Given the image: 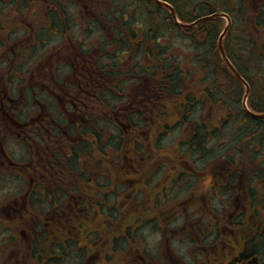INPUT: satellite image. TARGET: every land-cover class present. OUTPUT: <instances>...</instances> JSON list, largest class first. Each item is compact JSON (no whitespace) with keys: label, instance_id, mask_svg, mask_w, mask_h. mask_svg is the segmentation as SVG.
Wrapping results in <instances>:
<instances>
[{"label":"flooded vegetation","instance_id":"1","mask_svg":"<svg viewBox=\"0 0 264 264\" xmlns=\"http://www.w3.org/2000/svg\"><path fill=\"white\" fill-rule=\"evenodd\" d=\"M38 2L43 3L41 9L45 11V0ZM246 3L255 9V23L257 18L264 21V0H246ZM6 9L20 11L24 17L28 13L32 23L36 20L38 28L26 27L25 18L23 23L15 24L21 31H27V40L43 35L46 14L42 17L40 9L31 14L30 0H0V13ZM14 30L0 25V187L13 186L6 193L11 195L4 207H7L5 216H12L13 221L22 224V234L29 230L39 236L35 247H26L29 258H15L12 243L9 256L0 258V264H264L263 220L256 221L252 214L241 219L240 224L220 227L222 219L217 211L200 209L197 213L191 209L194 198L206 200L204 195L191 193L195 189L187 190L189 200L179 216L171 214L164 218V223H157L154 218L144 227L152 239L165 234L160 239L163 242L153 247L154 255L143 254V249L151 247L142 240L139 233L142 226L126 225L128 212L115 213L123 226H112V220L106 219L103 223L106 221L107 227H93L101 214L105 217L108 204L106 194L94 192L99 179L94 177L93 148L84 150V157L77 147L83 141L80 133L84 131L79 126V116L88 120L93 112L81 97L85 94L81 92L83 81L76 72L72 78L71 74L57 73L54 65L59 62L57 55H53L55 63L49 68L45 67L46 62L40 64L36 77L33 76L27 63L28 57L35 53L34 47L29 41L25 44L27 40L23 37L14 39ZM257 33L264 37V30ZM42 46L44 49V43ZM58 51L62 54V49ZM46 97L58 101L63 112L50 111L43 101ZM32 103L39 105V112H30ZM122 109L126 113L139 110L132 104ZM122 113L123 118L128 115ZM118 122L121 123L119 119ZM178 181L165 178L154 185L152 209L155 207L158 212L159 200L166 198L168 202L174 195L163 194L164 190L186 191L184 186L179 187ZM0 202L5 203V198H0ZM101 227L105 232L96 231ZM185 242L198 248V257L185 259L178 254L176 245ZM114 251L118 252L119 262L113 256Z\"/></svg>","mask_w":264,"mask_h":264},{"label":"trees","instance_id":"2","mask_svg":"<svg viewBox=\"0 0 264 264\" xmlns=\"http://www.w3.org/2000/svg\"><path fill=\"white\" fill-rule=\"evenodd\" d=\"M53 1L50 0V2ZM202 1L209 2L211 7L199 5L194 11L196 5ZM59 3L63 6L61 20L60 17L56 19V15H52V19L55 20L52 27H60L64 33H68V27L75 24L73 18H78L79 21L76 24L79 25L80 21L84 22L80 25L85 27L83 30L86 36L99 35V39L92 41L87 50L83 49V42L80 41L78 49L81 52V58L87 61V67L96 61L95 66L91 67H95V71L100 72L105 78L111 79L110 83L116 90H121V79L125 80V76L126 81L134 75L139 76L136 80L142 83V92L140 94V88L136 87L139 90L137 94L144 100L155 101V104L147 112L148 116L142 115V118L141 112L133 113V116L138 117L139 122L131 119L132 129H135V134L139 135L150 133V139L155 140L156 148H161L162 143L169 136L171 137L172 133L181 131L183 138L178 140L176 150H187L182 153L184 156H190L191 161L200 160L195 156L205 159L207 154L211 153L204 148L209 139L217 137L229 125L232 129L234 121L238 120L234 130L243 132L239 144L245 142L247 149H234L237 161L234 160V151L219 156L215 158L216 160L207 161L208 164L213 165H208L206 176L210 179L217 176L225 177L222 182L225 193L234 190L241 194L244 187L249 199L252 200L256 192L251 188L259 187L263 198L260 203L264 204V167L257 165L251 168L250 165V159L253 158L254 161L257 153L260 154L259 159L264 163V119H256L243 110L239 115L232 109L241 100L243 86L229 72L218 52L216 41L224 27V20L214 19L193 30H182L176 27L169 11L152 0H60ZM67 3L72 7L74 5L75 13L72 12L74 15L67 11L65 7ZM171 4L183 23H191L199 16L220 12L234 16L235 11H238L237 16L243 22L248 17L246 14L248 8L245 2L240 0H175L171 1ZM246 24L252 25L251 22ZM251 29V27L243 29L241 25L233 26L226 39L225 47L230 60L251 85L252 94L249 100L251 110L262 113L264 112V92L259 90L257 93L253 80L245 75L242 63H239L244 52L251 53L256 61H260L251 48L256 47V44L252 45L251 42L253 34ZM174 36L188 39L191 43V53L187 61H184L186 65L174 61L178 57L172 54L173 46L168 43V39L172 41ZM233 42H239L240 45L234 44L233 47L236 49H232ZM192 67L203 74L199 78L201 79L199 83H192L194 74H190L188 70ZM203 79L208 85L202 81ZM97 81L81 85V89L85 91L81 97H84L86 106L93 108L94 115L97 107L103 108L102 110L111 108L119 103L117 99L122 98V95H114L111 91L110 93L106 85L99 86L103 82ZM112 88L110 86V89ZM137 94L133 96H138ZM215 111L214 123L204 124L206 115ZM215 121H218L219 125L215 124ZM109 124L114 126L113 123ZM98 125L99 120H95L93 152L99 156L104 155L109 146L118 158L124 156L125 151L122 150H125L126 145L129 146L133 136H127L124 130L120 129L117 134L110 136L107 142L105 131ZM85 129L86 135L89 134L90 126H86ZM189 129L191 133L188 136L185 131L188 133ZM88 139H90L89 136ZM87 144V142L84 143L85 146ZM145 144L146 141L143 139L141 145ZM151 147L152 144L144 151L148 152ZM245 153H249V161L244 160ZM163 157L165 158L166 154ZM185 160L188 161L187 158ZM215 164L222 165L221 170L218 167L212 168Z\"/></svg>","mask_w":264,"mask_h":264},{"label":"rangeland","instance_id":"3","mask_svg":"<svg viewBox=\"0 0 264 264\" xmlns=\"http://www.w3.org/2000/svg\"><path fill=\"white\" fill-rule=\"evenodd\" d=\"M30 3L32 7L31 14L37 13L38 9H40V12L43 17V14H45V11L41 9L42 8L41 5L43 3L40 4L38 0H30ZM65 5H69V4L67 3ZM70 9H73V7L71 6ZM70 9L68 11H71ZM24 13L26 14V12ZM24 18H25L24 22L28 24L26 25V27H30V26L33 27L35 25L36 20H33V23H32L31 22L32 19L28 13L26 14V17H24V15L22 14L20 15V11H17L15 9L13 10L6 9L4 11L2 10L0 13V25H5L6 29L8 30L14 28L15 29L14 30L15 34L13 37L14 39L23 37V39L25 38L27 40V37H28L27 31L25 32L21 31L15 25L18 23H23L21 21ZM27 18H28V21H27ZM77 22H78V19H77ZM223 23L225 25L226 21H223ZM35 28H38V26L35 25ZM84 28L85 27L83 25H80L76 27V30L79 31L80 33H84L82 31ZM54 33L55 31L47 32L45 30L43 31L42 36L36 37L35 39H32V40L30 38L25 42L26 44L29 41L28 44L33 45L34 50H35V53L31 54V56L28 57V63H27V67L32 72L33 76L36 77L37 71L40 70L39 69L40 64L46 62L45 67L49 68L53 64V62L54 63L56 62L55 59L53 58V55H57L58 60H59L58 63L54 64L55 71L57 73L63 72L64 74H71L69 77L72 78L74 72H76V75H79L80 73L79 70L88 72V67L85 65L87 61L80 58L81 52L78 48L80 46V41H82L84 45L83 49L87 50L90 43H92V37L88 40H87L86 35L83 37H77V40L74 41L76 50L73 47L72 49L73 53L69 56L68 54H70L71 52L67 50L66 48L63 47L65 49V52H62V54L61 52L57 50L58 49L57 47L59 44H61V42H60V37L56 35L57 33L56 34ZM95 36H96L95 38L98 39L99 35L95 34ZM170 40L171 39H168V43L173 46L171 47V52L173 55L178 57L174 61L176 63H184L186 65L184 61H187L191 53L190 41L188 39L186 40L181 39L180 36H177V37L174 36L173 40L172 41ZM255 42L256 41H253L252 43H255ZM43 43L45 47L44 49H42ZM62 44L64 45V41ZM257 46H258L257 48L254 46L253 51H255L254 53L256 54V57L260 59V61H256L254 55H251V53L244 52L242 55L240 54L242 57L239 63H242L241 66L243 67L242 70L244 71L245 75L247 77L249 76L253 80L254 85L257 88V93H258L259 90L261 92H264V48H263L264 46L262 45H257ZM247 49L250 50L249 48ZM76 56L78 58L75 61ZM16 59L17 58H15V61ZM95 63L96 61H94L93 63H90V66H93V65L95 66ZM17 64L21 65L19 61L17 62ZM69 65H74V68L69 67ZM188 70L190 74H194L192 78V83L193 82L199 83V80H201L199 78H201L203 74L198 73V70L195 69L194 67H192L191 69L189 68ZM202 81H204V83L208 85L205 79H203ZM244 91L245 90L243 87V90H241V93H242L241 100L239 101L236 107L234 108L232 107V109L235 110L236 113L238 112L239 115H240V111L243 110L242 99L244 96ZM113 94H116V93L114 92ZM124 96L127 97V99H129L133 96V94L131 93V91H129V93L127 92L126 94L124 93ZM46 99H47L46 101L43 99L42 100L46 102L47 108L50 109V111L54 112L55 109H60V111H63L62 106L58 101L57 102L53 101L49 97H46ZM113 107L115 111L119 110L118 115L123 114L122 112H124V114L126 113L125 109H122L124 105H120V104L118 105L117 103ZM102 109L101 107H97L96 114H95V117L99 118L98 127L101 128L103 131L106 130L105 134H110V136H114L113 134H117L118 132V124L113 123L114 126L112 125L110 126L109 124H107L109 123V120L103 115V113H107L108 111L102 110ZM29 110L31 113H34L35 111L39 112V105L34 106V104L32 103ZM215 114H216V111L214 113L207 114L206 117L204 118V124L205 123L213 124L214 116H216ZM237 122L238 120L234 121L232 125V129H231V126L229 125V127H227L223 132L221 131L217 137L211 140L209 139V142L204 145V148L205 150H208L211 153L207 154L205 159H202L199 156H195V158L197 157L198 159H200L198 160L199 166L202 167L205 165L206 166L213 165L212 163L208 164L207 161H213L215 158L219 156H223L227 153H231L232 151H234V154H233L234 160L237 161L235 157L236 155L235 150L237 148L247 149L245 146V142H242L239 144V141L241 139V136L243 135V132L240 133L234 130L235 123ZM215 124H218V121H215ZM189 130H188L189 131L188 133L187 131H185V133L188 134V136L191 133V129ZM131 135L133 136V140L131 139V141L129 142V146L126 145L125 150H122V151H125L124 156H122L121 158H118L117 154L113 152L107 155V157H110L111 166H104L102 162H96L95 160V167H94L95 176L94 177L96 179H99V181H96L94 184V192L95 194L104 193L108 195V199H109L108 200V211L106 215L109 214L110 212H115V213L118 211L128 212V214L126 215L127 217L126 224L127 225L136 224L138 226L143 227L142 230L139 231V233L140 235L143 236L142 240L144 242L146 241L147 246L151 248L147 250H142V252L145 255L151 256V255H154V253L156 254L155 249H153V247L156 246L157 248L159 246V243L163 242V240L161 241L160 239H162L165 236V234L162 238L158 237V239L157 238L152 239L149 233V230L145 229L144 227L147 225H150V222H152L154 218L156 219L155 222L164 223L163 221L164 218H166L167 216L171 214L175 216H179L180 212L183 210V208H185V205H184L185 201L189 200L188 197L190 195V194L189 195L186 194L187 192L179 193L178 194L179 196L173 195L172 197H170V200L168 202L165 200L166 198H161L158 202V207L160 209L157 212L155 210L156 209L155 207L154 209H152L153 203H154V196L152 193V188L154 187V185H157L160 182H162L165 178L169 179V178H176L180 176L183 172L187 171L189 167H188L187 162H184V161L182 162L181 160V158H183L182 154H180L181 149L177 151L175 148V146L178 144V140L183 138V133L181 131H176L172 133L171 137L165 140V142L163 143L164 146H162L161 148L159 147L156 148L157 145L155 144V140L152 141L150 139V136H149L150 133L139 135V134H135L133 131V133L127 134V136H130V137ZM143 139L146 141L145 145H141ZM137 142H138V145H136ZM151 144H152V147L149 149V151L148 152L144 151ZM164 154H166L165 158L163 157ZM259 158H260V154L257 153L256 157H254L255 163H253L254 162L253 158L250 159L251 168L257 165L260 167H264V163ZM244 160L249 161V153L248 154L245 153ZM203 162H206V163H203ZM105 167H110L111 168L110 171H108L107 168ZM217 167L220 168L221 166L219 165ZM224 173L225 172H223V174ZM133 177L135 178L132 179ZM200 177L201 179H206L204 174L203 175L201 174ZM221 177H222V181L225 180L224 179L225 177L223 176ZM190 179L191 177H189L188 180ZM193 179L195 180L198 179V178H195V174H194ZM191 182L194 183L193 181ZM210 183H213V182L210 181ZM16 184L17 182H15V185ZM12 187L13 186H10L6 189H2V187H0V195H1L0 198H5V203L0 202V229H2V231L0 232V258H6L7 256H9V253H10L9 246L12 243L14 244V252H15L14 257L15 258H21V257L29 258L28 257L29 251L27 250L26 247L27 245L28 246L31 245V248H32L34 240L38 239L39 235L37 233H32L29 230H26L25 234H22L21 233L22 224L18 221H15V220L13 221V218H10L12 216H9V217L5 216L6 214L5 212H7L6 211L7 207L5 209L4 207L7 205V202H8L7 198H9L11 195V194H6V193H7V190L12 189ZM209 187L210 186H207L204 188V186H202V188L205 190V193L207 192L209 194V191H208ZM159 188H162V186H160ZM134 191H138L137 200L140 201L139 203H136L133 197L131 198L129 197V195L132 194ZM226 194L227 193H225L224 190L222 189V195H220V198H218L216 202L212 204L213 206L207 204V209H214V208H216L217 210L219 209L220 214H221L219 215L222 217V220H223V224L220 227L228 226V225H225L226 217L232 214V212L235 210V207H234L235 203L232 200H227V197L229 196L228 195L226 196ZM229 198L231 199V197ZM207 202L209 201L207 200ZM259 203H260V193L256 192L252 200L251 208H252V205L257 206L259 205ZM191 209L199 213L200 209L202 210L205 209V204L202 201H200V199L194 198L192 200ZM106 215L104 217L101 214L96 220L97 224L94 225L93 227H97V226L107 227L108 225H106V221L103 223L104 220L108 219V216ZM259 220L261 219L259 218L256 219V221H259ZM140 221H143V222L141 223ZM12 225L15 226L14 230L11 229ZM121 225H124V223L122 224L121 220L114 221L112 223V226L119 227ZM102 227L96 231L101 233L102 231H104ZM116 235L120 236L118 233H116ZM117 236H115L114 238L116 239ZM94 237H97V235L93 236V238ZM122 248L119 250H123L125 247L123 249ZM176 249H177L178 254H180L183 257L185 256L186 258L198 257V253H199V250H197L198 248L197 249L194 248V246L190 245L189 242L182 243L181 245H176ZM95 250L97 249H94V251ZM113 254H114L113 255L114 258L116 257L115 258L116 261L119 262L118 252L114 251ZM157 254L161 258H163L162 252H159L157 250Z\"/></svg>","mask_w":264,"mask_h":264},{"label":"water","instance_id":"4","mask_svg":"<svg viewBox=\"0 0 264 264\" xmlns=\"http://www.w3.org/2000/svg\"><path fill=\"white\" fill-rule=\"evenodd\" d=\"M156 3H158L159 5H161L162 7H165L167 8L170 13H171V16L173 18V21L175 22V24L180 27V28H183V29H192V28H195L196 26L200 25L201 23H204L212 18H215V17H225L227 18V21H228V25L227 27L224 29L223 33L221 34L220 38H219V42H218V47H219V50H220V53H221V56H222V59L223 61L225 62V64L227 65L228 69L232 72V74L235 76V78L240 81L246 88V94H245V97H244V101H243V107L244 109L250 113L248 110H247V106H246V102H247V99H248V96H249V93H250V87L249 85L247 84V82L240 76V74L238 73V71L234 68V66L232 65V63L230 62V60L227 58L226 54H225V51H224V46H223V41L229 31V28H230V19L228 17H226V15H223V14H218V15H213V16H207V17H202L198 20H196L195 22L191 23V24H182L178 21L177 19V15H176V12L174 10V8L168 4L167 2H163L161 0H154ZM257 117H263L264 118V114L262 115H256Z\"/></svg>","mask_w":264,"mask_h":264}]
</instances>
